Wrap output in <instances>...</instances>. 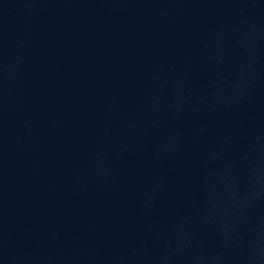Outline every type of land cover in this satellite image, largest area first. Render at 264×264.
I'll use <instances>...</instances> for the list:
<instances>
[{"label":"water","instance_id":"water-1","mask_svg":"<svg viewBox=\"0 0 264 264\" xmlns=\"http://www.w3.org/2000/svg\"><path fill=\"white\" fill-rule=\"evenodd\" d=\"M257 137L264 145V0H170L0 220V264H151L129 258L176 238L217 253L187 264H264V204L246 260L234 235L247 217L224 210L223 186Z\"/></svg>","mask_w":264,"mask_h":264},{"label":"clouds","instance_id":"clouds-1","mask_svg":"<svg viewBox=\"0 0 264 264\" xmlns=\"http://www.w3.org/2000/svg\"><path fill=\"white\" fill-rule=\"evenodd\" d=\"M176 146V143H173L167 151L169 153L174 151ZM207 179L208 177L205 176V180ZM223 187L225 198L228 201L224 210L238 209L247 217L246 223L238 227L234 235V242L239 241L243 249L239 258L246 260L260 243L261 225L252 219L253 210L264 204V145L260 144L259 137L249 142L239 167L232 171L230 180ZM242 234L243 239L241 240ZM194 254L201 257L217 255L214 249L205 250L199 246L194 249H184L179 238H176L162 241L155 256L139 258L133 256L129 259L149 260L151 264H161L162 261L187 264ZM232 258L231 255L227 256L229 260Z\"/></svg>","mask_w":264,"mask_h":264}]
</instances>
